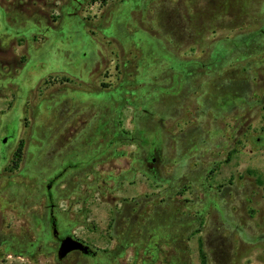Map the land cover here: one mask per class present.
<instances>
[{
    "label": "rangeland",
    "instance_id": "obj_1",
    "mask_svg": "<svg viewBox=\"0 0 264 264\" xmlns=\"http://www.w3.org/2000/svg\"><path fill=\"white\" fill-rule=\"evenodd\" d=\"M82 1L77 9L74 0H37L35 44L31 24L18 38L5 34L2 14L20 0H0V242H10L12 258L28 254L10 264L56 263L29 244L43 237L49 247L48 230L34 222L46 204L37 196L72 166L55 203L74 236L110 264L152 259L119 235L117 213L132 201L130 218L141 207L142 225L160 207L176 220L155 264H264V0ZM26 43L29 58L19 51ZM145 117L160 130L156 174L132 170L147 147L117 143L105 154L99 143L107 125L137 136L134 122L141 130ZM174 175L186 191L168 203L169 187L157 181ZM194 219L201 232L188 238L195 226H180Z\"/></svg>",
    "mask_w": 264,
    "mask_h": 264
},
{
    "label": "flooded vegetation",
    "instance_id": "obj_2",
    "mask_svg": "<svg viewBox=\"0 0 264 264\" xmlns=\"http://www.w3.org/2000/svg\"><path fill=\"white\" fill-rule=\"evenodd\" d=\"M74 3L76 4V8H82L84 7V2L82 0H74ZM17 8H10L8 7L7 10L4 11L2 14L3 16V21L5 24V34H9V38L11 36L18 38L21 36V33L25 32L24 30L21 29L22 25L25 24H31L29 27L30 31H34V37L33 39L29 40V42L33 43H38L36 37H37V32L39 29L42 27V14H41V9H38V3L37 0H20L19 4H17ZM0 43H2L0 41ZM8 43H17V41H14V39H9ZM18 43H25L23 40H19ZM239 91V90H238ZM232 99H239L240 95L239 93H234L232 96ZM151 119L149 117H145L144 120H142L141 125H143L146 129H150L152 126L151 124ZM135 126L137 129L136 134H138L140 131L138 130L139 128V121H135ZM143 133L140 132L139 135L135 136L132 133L126 132L120 125L115 126V128L111 130H107L106 128L103 131H100L99 133V143L103 144L105 150L106 149H111L113 146H115L117 143H123L125 140H130L131 143L134 141L136 142V145L138 146V149H140L142 152H144V144L143 143ZM16 134L15 130L9 131V133L6 135L4 139H7V142L5 145H2L3 148L1 149V152L4 154L5 149L4 147L7 146V144L15 139ZM95 135L91 138H94ZM110 139L108 140V138ZM90 138V139H91ZM108 140V141H107ZM158 142H152L149 150L145 153V155H142L140 157L139 151L135 152L134 155V164L135 166L132 168L133 171H136V167L142 166L145 169H148L150 173L156 174L158 164L160 163V153L158 150ZM141 152V153H142ZM69 169L64 168L63 171L57 175H55L53 178L49 180L48 185L46 186L45 192L42 194L43 198L37 196L38 203H42L45 201L44 205V211L41 212L40 218L38 219L37 217H34V222L36 229H39L42 226V230L46 229L48 230L50 234V245L49 247L47 246V243L43 240V237H38L37 239L33 238L34 241H31L29 244V250L35 251L36 256L40 255H50L52 254L56 263L55 264H66V262L73 261L72 264H110V258L106 255V252H102L98 250L97 248L91 246V248L96 251V254L94 256H85L81 252H73L71 253L66 259L63 261H58L57 259V251L61 245L62 240L66 239L67 237L71 236L77 240L82 241L81 239H78L74 234L72 233L71 229L68 227V225L65 224L64 218H63V213H61L58 209V205L55 203L56 200L58 199L57 192L55 191V188L57 186V182L64 177L65 172H67ZM37 206V205H36ZM139 206L138 202L132 201L129 203H125L122 207V209L117 213V220L119 223L120 227V233L119 235L122 236V241L123 243L125 242L127 236V225H123L125 220L127 219V222L129 220H132L133 222L137 221L138 216L140 215V208L137 209L139 212V215L137 213L136 216L133 218H130V214L135 211L136 207ZM41 210V205L39 207ZM40 233H38L39 235ZM84 244V241H82ZM10 242L6 239H2L0 242V261L3 262V264H10L11 261L10 259H15L22 260L21 258L27 257L28 259V254L26 251L19 250L18 253H20L16 258H12L10 256ZM88 245V244H87ZM146 248V247H145ZM21 249V248H19ZM124 249L123 245L118 249V251L115 253V258H119L121 255V251ZM147 249V248H146ZM145 249V251H146ZM161 249V248H160ZM44 250H47L44 252ZM162 250V249H161ZM23 251V252H21ZM122 263V261H121Z\"/></svg>",
    "mask_w": 264,
    "mask_h": 264
},
{
    "label": "trees",
    "instance_id": "obj_3",
    "mask_svg": "<svg viewBox=\"0 0 264 264\" xmlns=\"http://www.w3.org/2000/svg\"><path fill=\"white\" fill-rule=\"evenodd\" d=\"M143 120H144V118H143ZM156 128L157 129H155L153 132H151L152 127L150 129H146L142 125V129L139 131L143 133V136L141 137L144 139L143 143H145L143 149H145L146 147L149 149L151 143L156 142L158 140L157 138H158V133H160V130L158 129L159 126H157ZM139 133H138V135H139ZM126 142L131 143L130 140L123 141V143H126ZM113 147L110 150L106 149L105 154H107L109 151H111L113 149ZM14 157H15L14 164H15V166H17L18 162L22 158V147H20L17 150ZM70 168H74V167L72 166ZM184 177H185V179H187L186 176H184ZM181 181H182V178L179 177L178 175H174L170 180L163 179V181H157V183L161 184L162 186L164 185V186L169 187L167 189V193L169 194V197L166 198L165 201H167L168 203H171L173 200V195L174 196H176V195L180 196L182 193H184L186 191L185 188H182L180 190L177 189V187ZM175 221L176 220L172 219L170 217V214H168V212L165 211L163 207H160V210H158L154 214L150 223H148L147 225H142L138 221L133 222L132 220H129L127 228H126L127 229V236H128V238L134 240V242L136 244H140L141 246L146 247L148 249V251H150L151 256H152V259L148 263L149 264H155L156 259H157L156 255H158L159 252H161L162 246H170V244H171L170 235L173 234L171 231L173 229V227H176V223H174ZM116 223H117V226H119L117 219H116ZM177 226L179 227L180 225L178 224ZM191 226H195V229H193L189 233L188 238L194 234H198L201 232L200 231L201 222L198 221L197 219L189 220V221L185 222L183 226H180V227L182 230L184 229V231H185L186 228L191 227ZM138 230L141 232L140 238H137L135 236V233H137ZM199 254H200V258L203 261L205 259V252L203 249L202 239H199Z\"/></svg>",
    "mask_w": 264,
    "mask_h": 264
},
{
    "label": "water",
    "instance_id": "obj_4",
    "mask_svg": "<svg viewBox=\"0 0 264 264\" xmlns=\"http://www.w3.org/2000/svg\"><path fill=\"white\" fill-rule=\"evenodd\" d=\"M7 139L2 140V145H5ZM81 252L85 256H94L96 251H94L91 246L84 244L82 241L77 240L71 236L62 240L61 245L57 251L58 261H63L73 252Z\"/></svg>",
    "mask_w": 264,
    "mask_h": 264
},
{
    "label": "crops",
    "instance_id": "obj_5",
    "mask_svg": "<svg viewBox=\"0 0 264 264\" xmlns=\"http://www.w3.org/2000/svg\"><path fill=\"white\" fill-rule=\"evenodd\" d=\"M36 44V43H35ZM27 47H28V45H27V43L26 44H24V45H21V47L19 48V51H21L22 52V54H24L25 56H26V58H29V55L27 54ZM23 50V51H22ZM21 52H20V54H21ZM131 125H133V124H131ZM113 127V129L115 128V126H110L109 127V125H107L106 126V129L107 130H111V128ZM122 127V126H121ZM126 132H128V133H132V131H129L128 129H126V128H124V127H122ZM112 129V130H113ZM111 130V131H112ZM140 130V129H139ZM131 145H133V143L131 144ZM68 168H70V167H68ZM198 203H202L201 201H199ZM211 203V202H210ZM213 207V206H212ZM214 207H216L217 208V205L215 206L214 205Z\"/></svg>",
    "mask_w": 264,
    "mask_h": 264
}]
</instances>
